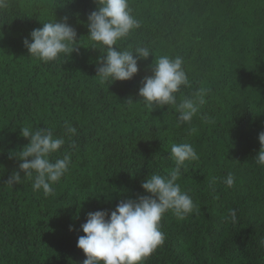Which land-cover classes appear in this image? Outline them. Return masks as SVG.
<instances>
[{"label": "trees", "instance_id": "trees-1", "mask_svg": "<svg viewBox=\"0 0 264 264\" xmlns=\"http://www.w3.org/2000/svg\"><path fill=\"white\" fill-rule=\"evenodd\" d=\"M128 2L141 27L119 48L182 57L191 86L177 103L201 89L206 103L191 123H179L173 106L146 107L138 90L152 75V56L138 61L132 80L100 83L105 53L87 37L93 0H7L0 9V264H83L77 241L88 214L110 215L121 200L147 195L142 181L175 167L173 143H190L199 156L178 180L195 207L182 221L162 217L165 243L146 264H264V167L254 160L264 132V0ZM64 17L78 52L48 64L29 56L23 41L30 33ZM65 121L77 129L71 140ZM26 126L66 140L53 160L72 156L52 196L34 192L31 180L7 184L29 142L20 136ZM229 173L230 188L223 182Z\"/></svg>", "mask_w": 264, "mask_h": 264}, {"label": "clouds", "instance_id": "clouds-1", "mask_svg": "<svg viewBox=\"0 0 264 264\" xmlns=\"http://www.w3.org/2000/svg\"><path fill=\"white\" fill-rule=\"evenodd\" d=\"M93 2L96 10L87 17V37L92 42V49L105 53L98 60L96 77L100 83L110 85L117 81H130L138 74V61H146L154 54L150 47L143 45L121 50L118 42L128 38L141 24L132 14L128 0ZM7 6V0H0V9ZM23 43L29 56L45 64L62 56L69 57L81 48L77 32L67 17L42 23V27L30 33V40L26 38ZM183 63L179 56L154 57L149 66L152 75L143 78L138 96L146 107L153 110L173 106L179 123H191L206 103V90L201 89L194 97H185L177 103V93L181 88L191 86ZM205 122L214 123L207 117ZM64 128L69 140L77 133V129L67 121ZM20 136L29 142L19 151L18 157H14L20 162L19 170L12 173L7 184L14 186L27 179L32 181L34 192L42 191L46 197L54 195V185L61 182L72 164V156L68 152H64L62 158L52 159L54 154L60 153L66 140L54 136L52 129L47 127L20 128ZM258 140L260 150L254 160L257 166L264 167V132L259 134ZM71 147H76L74 142ZM169 158L175 167L166 175L153 173L142 181L141 187L147 195L121 200L110 215L103 210L88 214L81 226L84 235L77 241L78 249L86 257L83 264H146L147 259L165 243L162 217L170 212L182 221L194 211L193 200L181 189L178 180L186 162L196 161L199 156L190 143H173ZM223 182L230 188L234 177L229 173ZM229 219L233 224L237 223L235 209L229 210Z\"/></svg>", "mask_w": 264, "mask_h": 264}]
</instances>
